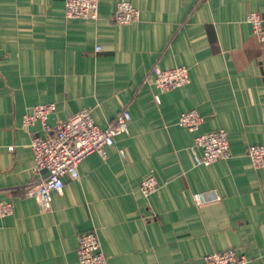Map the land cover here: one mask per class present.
Masks as SVG:
<instances>
[{
    "label": "crops",
    "instance_id": "crops-1",
    "mask_svg": "<svg viewBox=\"0 0 264 264\" xmlns=\"http://www.w3.org/2000/svg\"><path fill=\"white\" fill-rule=\"evenodd\" d=\"M118 1L99 0L98 18L85 20L66 19L63 0H0V200L13 208L0 218V264H75L91 230L107 264H204L227 249L264 264V168L247 155L264 145V41L245 19L257 12L264 29V0H126L138 18L120 26ZM175 66L189 68L188 84L144 82ZM48 103V130L23 126ZM80 109L100 128L128 110L127 132L104 159L89 154L66 173L46 210L32 192L43 174L30 140ZM190 109L202 117L196 133L226 132L227 159L194 164V133L177 124ZM149 174L157 189L144 197ZM208 189L221 199L197 206L192 194Z\"/></svg>",
    "mask_w": 264,
    "mask_h": 264
},
{
    "label": "built area",
    "instance_id": "built-area-1",
    "mask_svg": "<svg viewBox=\"0 0 264 264\" xmlns=\"http://www.w3.org/2000/svg\"><path fill=\"white\" fill-rule=\"evenodd\" d=\"M99 0H63V16L66 19L98 18ZM138 18V11L130 2L119 0L115 3L112 20L114 24L129 25ZM246 21L252 25L253 32L259 41H264L262 18L257 12H250ZM101 47L96 46L95 51ZM190 81L189 68L175 66L169 69L152 68L146 75L144 82L159 92L168 91L188 84ZM159 103V96H153ZM54 110L52 103L34 105L30 112L22 116L23 126H29L39 121L42 127L48 130L46 121ZM130 113L121 110L114 120V124L105 128L97 126L89 111L80 109L63 121H58L54 129L44 136H33L30 147L33 154V169L43 174L32 190L37 194L46 210L50 209V192H61L62 177L75 169L77 165L89 154L97 153L101 158L107 156L106 148L112 146L114 138L126 133ZM202 117L194 109L182 112L177 124L187 131L194 133L189 147L195 165L209 166L215 161L229 157V144L227 134L218 129L206 133H196ZM196 133V134H195ZM11 149V148H10ZM250 163L254 168H264V145H251L247 149ZM157 189V181L152 174L146 176L139 184L140 193L144 197L153 194ZM221 199L216 189H208L192 194V200L197 206ZM12 205L0 200V218L12 213ZM77 261L75 264H107L101 242L94 230L86 231L78 236L76 248ZM245 255L236 249H227L212 252L204 256V264H247Z\"/></svg>",
    "mask_w": 264,
    "mask_h": 264
}]
</instances>
